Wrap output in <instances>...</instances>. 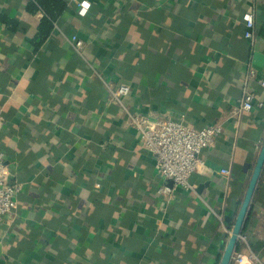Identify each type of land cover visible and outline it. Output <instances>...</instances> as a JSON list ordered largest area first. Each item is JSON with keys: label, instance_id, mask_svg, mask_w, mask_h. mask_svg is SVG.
<instances>
[{"label": "crops", "instance_id": "obj_1", "mask_svg": "<svg viewBox=\"0 0 264 264\" xmlns=\"http://www.w3.org/2000/svg\"><path fill=\"white\" fill-rule=\"evenodd\" d=\"M63 1L53 19L37 0H0V152L25 183L0 223V264H220L264 144V105L230 115L250 62L264 102V0ZM120 83L131 91L113 103L108 86ZM128 111L222 123L195 191L159 194L173 183ZM237 253L264 264V169L231 264Z\"/></svg>", "mask_w": 264, "mask_h": 264}, {"label": "built area", "instance_id": "obj_2", "mask_svg": "<svg viewBox=\"0 0 264 264\" xmlns=\"http://www.w3.org/2000/svg\"><path fill=\"white\" fill-rule=\"evenodd\" d=\"M77 2L81 13H86L90 3L88 1ZM243 20L245 22V38L253 48L256 40L255 13L253 11L245 12ZM69 39L77 50L82 51L85 48V41L76 34L69 36ZM256 74L254 66L251 62L248 63L242 95L230 113L231 117L237 120L243 114L264 105L251 86ZM259 82L264 87V79ZM108 89L110 101L122 104V99L130 93L131 86L120 83L116 86H108ZM127 124L139 131L141 146L153 155L158 174L165 181H172L173 186L164 183L158 189L159 194L167 201L174 198L179 187L195 191V185L190 182V178L204 164L203 151L213 147L223 132V125L220 122L195 127L189 125L185 119L150 116L132 111H128ZM221 172L230 173V170L223 169ZM24 188V182L12 179L7 158L4 153L0 152V223L14 217L19 207L18 196ZM218 217L221 221L223 220L222 214H219ZM244 258L242 253L235 255L236 261L241 264Z\"/></svg>", "mask_w": 264, "mask_h": 264}, {"label": "water", "instance_id": "obj_3", "mask_svg": "<svg viewBox=\"0 0 264 264\" xmlns=\"http://www.w3.org/2000/svg\"><path fill=\"white\" fill-rule=\"evenodd\" d=\"M263 169H264V144L262 146L261 152L256 161V164H255L248 188L246 190L243 202L238 211V215L235 221L233 231L225 247L224 254L222 256L220 264H231L232 262L233 255H234L237 243L239 241V238L241 236L242 230L244 228V224L246 222V219H247V216L250 210V206H251L254 194L256 192L260 177L262 175Z\"/></svg>", "mask_w": 264, "mask_h": 264}, {"label": "trees", "instance_id": "obj_4", "mask_svg": "<svg viewBox=\"0 0 264 264\" xmlns=\"http://www.w3.org/2000/svg\"><path fill=\"white\" fill-rule=\"evenodd\" d=\"M39 4L55 19L64 9L66 3L63 0H37ZM52 27V23L49 20H44L42 23V33H49Z\"/></svg>", "mask_w": 264, "mask_h": 264}]
</instances>
